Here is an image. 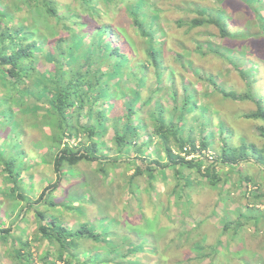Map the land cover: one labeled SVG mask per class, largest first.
Returning a JSON list of instances; mask_svg holds the SVG:
<instances>
[{
	"label": "trees",
	"instance_id": "trees-1",
	"mask_svg": "<svg viewBox=\"0 0 264 264\" xmlns=\"http://www.w3.org/2000/svg\"><path fill=\"white\" fill-rule=\"evenodd\" d=\"M64 1L0 0V264H164L159 233L146 214V228H134V240L110 204L116 189L131 197L124 207L130 216L143 213L142 194L157 210L156 183L170 173L179 184L167 195L169 217L173 207L184 212L192 203V173L218 187L219 166L239 172L241 189L261 203L264 192H249L253 179L240 171L250 163L264 173V98L252 89L258 61L213 42L194 40L193 49L182 51L175 44L197 29L220 40L264 39V0H236L253 21L233 30L224 7L228 0H181L173 4L183 14L176 20L167 17L160 0ZM210 27L217 33L208 32ZM174 30L182 33L175 37ZM187 50L227 61L246 91L218 85L186 58ZM176 64L206 78L224 99L253 103L254 110L236 118L253 122L262 143L238 134L224 116L217 119L216 140L209 128L218 112L205 103V93L185 82ZM109 132L110 145L104 138ZM85 163L100 174L106 192L90 190L78 201L64 186L84 180ZM39 167L48 175L36 173ZM127 168L132 175L126 176ZM88 206H97L98 216L89 217ZM262 220L264 210L256 205L236 221L224 218L218 241L193 244L196 256L188 262L213 264L230 244V229L234 239L246 224L258 232Z\"/></svg>",
	"mask_w": 264,
	"mask_h": 264
},
{
	"label": "rangeland",
	"instance_id": "rangeland-1",
	"mask_svg": "<svg viewBox=\"0 0 264 264\" xmlns=\"http://www.w3.org/2000/svg\"><path fill=\"white\" fill-rule=\"evenodd\" d=\"M61 1L65 2L64 0ZM179 1L181 0H176L175 2L174 0H160V4L167 9V17L171 20H176L183 16L182 13L176 12L173 9V4L178 3ZM204 1H206V4L210 5L209 0ZM224 7L231 15L230 28L232 30L236 27L245 28L249 25V22L253 21L251 20V15L248 13V9L240 1L228 0L224 4ZM207 30L210 33H217V30L214 27H210ZM252 31L255 32L253 27ZM204 32L205 29H197L190 32L189 35L181 41V44H175V47L178 50L180 48L181 51L182 46L191 50L195 46L193 41L198 40L204 45L207 42H213L214 44L225 47L227 46L238 50L239 52H247V54L253 59H256L259 64V72L256 74L255 82L252 83V89L259 97L264 98V39H254L251 42L241 43L230 40H220V38L215 35H204ZM171 33L173 36L178 37L182 32L174 30L171 31ZM188 50L183 52L186 58H189L190 60L192 59L194 66L201 68L206 74L215 76L218 85L223 86L226 90H233L239 93L246 91L247 87L245 81L240 77L237 70L231 68L227 61H224L213 54H206V57H203L201 54L194 51L189 53L190 51ZM240 66H243V63H240ZM176 67L179 73L182 74L185 82H192L198 91L205 93V95L202 96L205 103H209L210 108L215 109L218 112L216 116H213V122L215 125L210 126L209 128L211 132H216V140H218L217 127H215L217 119L220 116H224L231 121L232 126L238 134L244 133L251 141L257 144L262 143V140H259L254 132L253 122H247L236 118L243 112L254 110L256 107L253 103H241L226 100L220 94L214 93V87L206 80V78L198 79L193 76V73L188 66L181 68L176 64ZM111 135L112 133L109 132L104 137L109 145ZM238 143V139L235 138L233 144L238 145ZM217 144H219V142H217ZM29 152L32 153L31 147H29ZM209 154L213 155L214 153ZM35 159L37 160V158H32L31 163H33ZM208 160L211 161L210 158H208ZM240 167L242 174L249 175L253 179L252 182H250L249 192L252 191L254 194L255 191L258 193L264 192V173L261 172L260 168L251 165L250 163H244L240 165ZM81 168L83 173H85L84 180H82V182L74 181L69 185L70 187L65 184V193H67L68 196H73L76 199L78 198V201H83V196H85L86 192L90 190H93L98 194H104L106 189L103 186L100 174L86 163L82 164ZM34 171L36 173H43V177L49 173L47 170H44L43 167H39L36 170L34 169ZM216 171L220 179L218 187L210 186L208 181H205V178L197 175V173H192L191 177L195 182L187 190L192 203L187 206L186 211L184 212L173 207L170 217L165 214V207H167L168 201L167 195L170 193V187L179 184V181L171 173L168 175V178L165 180L160 179L156 183L157 192L159 193L158 200L155 201L157 204H155L157 210L149 205L146 201L145 194H142L145 201V209L143 210V213L137 212L135 215L130 216L129 212L124 211V207L125 205H129V203L132 204L131 197L116 189L114 192L116 196L111 199L110 209L115 214L118 213V211L121 213L122 221H124L125 227L129 230V234L134 240L138 239L136 236L137 234L134 232V228H138L137 226L144 227L145 224L143 223L141 216L146 214L149 221L153 222V230L159 233L158 241L161 246L160 253L164 257V264H196L195 259L188 262V260L196 256V251L192 249V245L200 244L206 246L209 244H215L221 236L224 218L229 221H236L240 212L248 215L250 209L255 205L257 208L259 207L264 210V198L260 203L252 193L248 194V192H244V190L241 189L239 172H232L226 166H219ZM185 172L188 174L191 173V171L188 170ZM124 173L126 176H129L132 175L133 170L127 168V170H124ZM197 176L199 177L197 178ZM123 178L124 177L120 178V182ZM198 179L202 181L201 185L198 184L199 182L197 183ZM117 182L119 181L117 180L114 183ZM144 184L145 182L143 179L139 181V185H143L142 188H144ZM36 188L39 189V191L42 189L38 184H36ZM221 196L223 199H220ZM127 200L130 202L127 203ZM217 204L220 205L218 209L215 208ZM108 207V204H106L104 208L101 206V212H105ZM3 208L4 210L7 209L6 206H3ZM212 214H214V216H212ZM88 215L91 218L98 216V207L88 206ZM252 215H256V212H252ZM241 222L244 223L245 219H242ZM253 226L254 225L252 224H246L245 227L237 231L234 239H232L234 231L230 229L226 236L230 244L219 250L213 264H264V220L259 224L258 232H255ZM30 231V233H32L33 230ZM158 256L159 255L154 257L157 258ZM206 264H210V261L207 260Z\"/></svg>",
	"mask_w": 264,
	"mask_h": 264
}]
</instances>
